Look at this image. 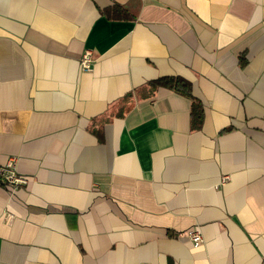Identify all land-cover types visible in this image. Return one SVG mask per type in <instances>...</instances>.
<instances>
[{"label": "crops", "instance_id": "0c3cea01", "mask_svg": "<svg viewBox=\"0 0 264 264\" xmlns=\"http://www.w3.org/2000/svg\"><path fill=\"white\" fill-rule=\"evenodd\" d=\"M0 264H264V0H0Z\"/></svg>", "mask_w": 264, "mask_h": 264}, {"label": "built area", "instance_id": "2783aa9c", "mask_svg": "<svg viewBox=\"0 0 264 264\" xmlns=\"http://www.w3.org/2000/svg\"><path fill=\"white\" fill-rule=\"evenodd\" d=\"M95 57L92 51H85L81 59V67L83 71L89 72L93 68ZM16 159H9L7 164L1 169V178L3 182L10 187L11 190L17 191L29 184V178L19 175L15 169ZM194 247H200L203 242V235L199 229H192L187 233Z\"/></svg>", "mask_w": 264, "mask_h": 264}, {"label": "trees", "instance_id": "16d2710c", "mask_svg": "<svg viewBox=\"0 0 264 264\" xmlns=\"http://www.w3.org/2000/svg\"><path fill=\"white\" fill-rule=\"evenodd\" d=\"M107 15L109 18H112L114 20H121L126 19V9L121 6L114 5L113 7L106 10ZM244 62V60H242ZM158 84L166 85L177 92L184 94L185 96L192 97L191 94V86L190 84L180 78H168L163 79L158 82ZM192 118L193 123L198 126L202 122L203 119V109L200 103H198L196 100H193V112H192Z\"/></svg>", "mask_w": 264, "mask_h": 264}]
</instances>
